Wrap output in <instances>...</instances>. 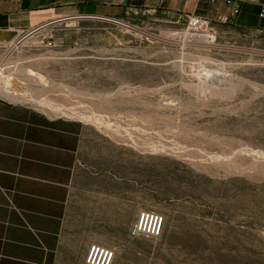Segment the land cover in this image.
Returning <instances> with one entry per match:
<instances>
[{
    "label": "rangeland",
    "instance_id": "obj_1",
    "mask_svg": "<svg viewBox=\"0 0 264 264\" xmlns=\"http://www.w3.org/2000/svg\"><path fill=\"white\" fill-rule=\"evenodd\" d=\"M58 21L0 43V83L54 108L0 96L83 124L115 264H264V36L158 13ZM143 211L160 238L130 236Z\"/></svg>",
    "mask_w": 264,
    "mask_h": 264
},
{
    "label": "crops",
    "instance_id": "obj_2",
    "mask_svg": "<svg viewBox=\"0 0 264 264\" xmlns=\"http://www.w3.org/2000/svg\"><path fill=\"white\" fill-rule=\"evenodd\" d=\"M234 7L223 0H0V29L66 17L121 20L131 12L177 22L194 14L264 36L263 5L242 4L238 14ZM90 151L79 121L0 96V264H85L89 246L104 245L94 226L105 220L109 229V205L103 190L94 200Z\"/></svg>",
    "mask_w": 264,
    "mask_h": 264
},
{
    "label": "built area",
    "instance_id": "obj_3",
    "mask_svg": "<svg viewBox=\"0 0 264 264\" xmlns=\"http://www.w3.org/2000/svg\"><path fill=\"white\" fill-rule=\"evenodd\" d=\"M130 1V0H129ZM215 1V0H211ZM228 5H235L232 10L233 14L239 13L240 5L246 3H255L263 5V9L261 11L260 16H264V3L262 0H223ZM93 18V17H87ZM107 20L114 22H121L120 20L113 18H106ZM186 21V30L191 33H199L202 26H206L210 28L212 25L211 21L201 16H197L194 14H188L184 19ZM122 24V23H121ZM44 25L36 26L30 30H27V34L32 32L31 34L39 32L41 29H44ZM18 32H24L23 30L16 29ZM19 37V35H18ZM18 37L14 40L16 41ZM13 41V42H14ZM19 41V40H18ZM47 47L54 46V42L52 40H47L45 42ZM165 218L162 214L156 211H143L138 214V217L134 224L130 229V236L135 237H146V238H160L164 232ZM116 259V251L111 247H107L104 245H100L97 243H93L89 246L86 256H85V264H115Z\"/></svg>",
    "mask_w": 264,
    "mask_h": 264
},
{
    "label": "bare ground",
    "instance_id": "obj_4",
    "mask_svg": "<svg viewBox=\"0 0 264 264\" xmlns=\"http://www.w3.org/2000/svg\"><path fill=\"white\" fill-rule=\"evenodd\" d=\"M207 29H210V28L209 27H206V26H202L199 33H203ZM210 31H212V29H210ZM192 34H198V33H192ZM0 95H2L4 97H7V98H9L11 100L21 99V100L28 101V102H30V101L31 102H34V103L37 102L40 105L42 104L43 106H45V107H47L49 109H53L54 108V106L46 103L45 101L36 99L34 97V95H32V94H26V92L25 93L17 92L16 90H13L8 85H3L1 83H0ZM57 110L60 113L67 114L68 116L70 115V116H73L75 118L76 117H82L84 121L89 122V123H93V124L97 125L100 128H108L109 130H111V129L112 130L118 129L117 128L118 126L117 127H112V125L109 123V121L108 120L106 121V119H104L103 116H101V115H92V114H90V115H84L82 113L84 111H80L79 112L78 110L74 111V110H70V109H60L58 107H57ZM121 134H122V132H121Z\"/></svg>",
    "mask_w": 264,
    "mask_h": 264
},
{
    "label": "water",
    "instance_id": "obj_5",
    "mask_svg": "<svg viewBox=\"0 0 264 264\" xmlns=\"http://www.w3.org/2000/svg\"><path fill=\"white\" fill-rule=\"evenodd\" d=\"M18 35L16 29H0V43H12Z\"/></svg>",
    "mask_w": 264,
    "mask_h": 264
}]
</instances>
